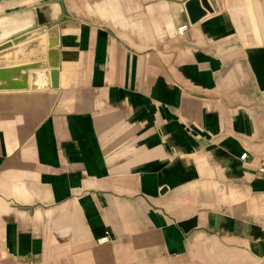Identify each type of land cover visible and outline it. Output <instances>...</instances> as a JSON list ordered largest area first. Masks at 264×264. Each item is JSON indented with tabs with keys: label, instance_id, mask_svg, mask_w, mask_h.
<instances>
[{
	"label": "crops",
	"instance_id": "0c3cea01",
	"mask_svg": "<svg viewBox=\"0 0 264 264\" xmlns=\"http://www.w3.org/2000/svg\"><path fill=\"white\" fill-rule=\"evenodd\" d=\"M186 1L0 0V264H264V0Z\"/></svg>",
	"mask_w": 264,
	"mask_h": 264
},
{
	"label": "water",
	"instance_id": "95a60500",
	"mask_svg": "<svg viewBox=\"0 0 264 264\" xmlns=\"http://www.w3.org/2000/svg\"><path fill=\"white\" fill-rule=\"evenodd\" d=\"M184 9L190 25L198 23L201 19L206 17L208 14L213 13V9L210 6L208 0H187L184 4ZM12 44H17L14 40L13 43H6L0 46V53L4 50L9 49ZM58 50L50 49L47 52V64L42 63L38 65H25L20 68L7 69L0 64V79L4 74L8 75L12 72L22 71L24 72V83L13 86L8 84V86H13V88H8L6 85L0 86V90H14V89H27L26 80L29 77L30 85L29 89L31 91L39 90H54L58 87ZM12 70L11 72H8ZM28 71L30 74L28 75ZM16 85V84H14Z\"/></svg>",
	"mask_w": 264,
	"mask_h": 264
},
{
	"label": "built area",
	"instance_id": "2783aa9c",
	"mask_svg": "<svg viewBox=\"0 0 264 264\" xmlns=\"http://www.w3.org/2000/svg\"><path fill=\"white\" fill-rule=\"evenodd\" d=\"M186 30H187V26L186 25L181 26L178 29V33L179 34H183L184 32H186ZM245 158H246V155H242L240 157L241 160H244ZM256 171H257L258 175L261 177V179L264 180V162H261V163H259L256 166ZM108 242H109L108 238H101V239L97 240L98 244H105V243H108Z\"/></svg>",
	"mask_w": 264,
	"mask_h": 264
}]
</instances>
